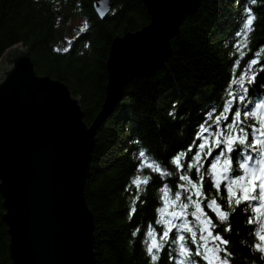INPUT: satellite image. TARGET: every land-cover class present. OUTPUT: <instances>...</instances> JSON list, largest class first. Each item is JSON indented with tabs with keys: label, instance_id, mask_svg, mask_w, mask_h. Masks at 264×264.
I'll list each match as a JSON object with an SVG mask.
<instances>
[{
	"label": "trees",
	"instance_id": "16d2710c",
	"mask_svg": "<svg viewBox=\"0 0 264 264\" xmlns=\"http://www.w3.org/2000/svg\"><path fill=\"white\" fill-rule=\"evenodd\" d=\"M94 1L0 0V61L11 47L20 44L27 47L38 75H49L64 82L74 96L80 97L88 124L99 113L105 99L106 61L113 39L140 29L151 19L141 0H111L113 8L103 19L94 9ZM248 7L255 19L253 30L245 40L235 33L241 28ZM237 42L240 48L235 46ZM261 49H264V0H257L255 4L249 0H202L198 11L185 18L180 33L172 39V55L168 61L154 76L129 83L118 111L97 131L85 186L86 203L94 216L93 247L98 264H150L144 243L146 232L149 225L161 232L162 225L155 221L163 220L173 210L165 207L162 197L169 194L160 189L167 184L171 190L181 191L182 199L189 195L177 187L186 182L179 180L181 173L170 163L171 157L190 146L192 152L181 161L185 165L190 162L201 142L195 137L199 125L206 118L209 124L215 120L224 101L229 99L226 89L230 80L239 79L246 70L248 77L254 72L258 74L257 83L252 86L249 98L245 102L235 101L233 107H239L242 113L245 109L251 110L250 118L244 117L247 122L264 119V107H256L264 104V87H261L264 73L260 72L264 60L251 69L248 65L249 60L257 59L255 53ZM231 90L240 91L237 85ZM213 109L216 111L209 118L207 114ZM141 150L148 157L138 171ZM217 151L213 149V155ZM152 158H157L166 171L175 174L161 177L153 172L149 167ZM211 160L212 156H206L201 150L203 191L224 211L231 212L225 186L221 184L217 191L207 174ZM187 174L198 182L195 168ZM137 176L141 180L148 177L149 182L141 183L140 200L133 205L137 188L132 180ZM3 201L0 193V264H13ZM133 206L136 211L130 216ZM259 206L258 201L247 208L242 204L221 223L216 212L207 207L206 200L201 205L216 225L213 235L219 232L229 241L220 246L231 253L230 264H264L261 253L252 247L256 242L252 235L256 224L247 223L249 215L261 219L262 215L253 211ZM158 208H164V212H158ZM193 211L190 206L186 219L175 223L190 224L199 238L200 224L191 215ZM229 224L231 231L225 232ZM136 229L139 231L134 236ZM175 234L185 235L186 243L195 252L190 233L173 228L170 235ZM170 250L179 259L178 245L169 242L157 264H174L169 258ZM220 255L223 257L224 253ZM192 258L196 264H205L200 257Z\"/></svg>",
	"mask_w": 264,
	"mask_h": 264
},
{
	"label": "water",
	"instance_id": "95a60500",
	"mask_svg": "<svg viewBox=\"0 0 264 264\" xmlns=\"http://www.w3.org/2000/svg\"><path fill=\"white\" fill-rule=\"evenodd\" d=\"M141 1L150 22L113 39L105 99L91 124L64 82L36 73L27 47H11L0 61V193L13 264H98L85 199L97 131L118 111L129 83L168 61L172 39L202 2ZM113 5L93 3L101 19Z\"/></svg>",
	"mask_w": 264,
	"mask_h": 264
},
{
	"label": "snow or ice",
	"instance_id": "6c2138e0",
	"mask_svg": "<svg viewBox=\"0 0 264 264\" xmlns=\"http://www.w3.org/2000/svg\"><path fill=\"white\" fill-rule=\"evenodd\" d=\"M256 2L257 0H249L250 4H255ZM245 11L247 15L235 35L237 37L244 36L246 40L248 33L253 30L252 24L255 16L252 14L250 7L246 8ZM235 46L240 48V43L237 42ZM64 50L67 51L68 49ZM262 51L264 49L255 53L257 59L248 61L249 69L253 65L262 63V60H264V58H261ZM238 63L237 61L236 65ZM260 72L264 73V67H261ZM257 76L258 74L254 72L251 77H248L246 70L241 73L239 79L233 78L230 80L226 89L229 99L224 101L222 111L219 112V115L215 117L211 124L208 123L206 118L195 132L196 140L201 142L197 145L196 154L190 157V162L186 165L181 162L183 157L192 152L190 146L186 151H178L171 157L170 163L181 173L179 180L186 182L179 184L177 187L188 192L189 195L182 199L181 191H173L167 184L160 189L162 193L169 194L166 197H162L165 207L173 210L169 211L163 220L157 219L155 221L156 224L162 225L163 230L161 232H156L151 225H149L146 232L144 243L146 252L150 257V264H157L160 259V253L165 250V245H168L169 242L172 245H178L179 259L172 255L174 250L169 251V258L174 261V264H196V261L192 258L193 256L200 257L205 264H230L229 257L231 253L220 246L227 245L229 241L219 232L213 235V229L216 225L212 223L211 218L204 213L201 207L205 200L207 201V207L216 212L217 218L221 223L227 221L229 216L242 204L247 208L254 201H258L260 206L254 207L253 211L261 213V219L257 220L255 216L249 215L247 223L250 225L256 224L252 232L256 242L252 247L261 253V259H264V119H260L258 122H247L244 117L250 118L251 110L245 109L242 113L239 107H233L235 101L245 102L249 98L252 86L257 83ZM233 85L239 87V93L231 90ZM261 87H264V84H261ZM253 104H255V101H253ZM175 107L173 105V108ZM256 107H264V104ZM215 111V109L209 111L207 116L210 118ZM229 113H231V117ZM169 115H173V113H169ZM213 149L218 150L215 155H213ZM201 150H204L206 156H212L207 174L211 178L212 186L217 191L220 190L221 184L225 186L227 206L231 208V212L224 211L223 207L215 199H209L205 196L203 191L204 175L200 172V168L203 166ZM138 155L141 158V164L137 167L139 171L148 154L141 150ZM237 158L239 159L237 160ZM149 167L161 177L175 174L166 171L165 165L158 162L157 158L150 160ZM193 168L196 169L198 182L187 174ZM148 182V177H144L143 180L139 176L133 178L132 183L137 188V196L133 201V205H135L137 200H140L141 183L147 185ZM193 196L196 197L195 200H193ZM190 206L195 209L191 215L200 224L199 238H197V232L193 230L190 224L184 222L178 225L175 223L176 220L183 221L186 219L187 210ZM175 209H178V211ZM135 211L136 209L133 206L130 210V216ZM157 211L163 213L164 208H158ZM173 228L191 234V244L196 245L195 252L186 243L185 235H170ZM138 231L139 229L134 230L133 235L135 236ZM224 231H231V224ZM221 253H224L223 257H221Z\"/></svg>",
	"mask_w": 264,
	"mask_h": 264
}]
</instances>
